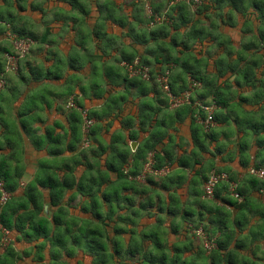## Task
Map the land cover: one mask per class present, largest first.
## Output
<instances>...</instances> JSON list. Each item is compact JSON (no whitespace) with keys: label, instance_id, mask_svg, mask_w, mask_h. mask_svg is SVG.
I'll return each mask as SVG.
<instances>
[{"label":"clouds","instance_id":"9594fccd","mask_svg":"<svg viewBox=\"0 0 264 264\" xmlns=\"http://www.w3.org/2000/svg\"><path fill=\"white\" fill-rule=\"evenodd\" d=\"M97 2L103 3L104 0ZM127 2V10L117 5L119 11L98 13L95 4L81 0L88 9L87 21L81 24H73L66 19L78 16V12H65L49 0H7L6 5L0 3V12L14 13L11 19L7 15L0 16V213L8 212L14 224L21 223L20 217H31L23 222L22 233H17L14 228L9 231L0 225V264H7L8 255L12 256L13 264H145L144 257L162 254L167 255V264H186L190 259L191 264H212L218 241H227L225 258L237 245H243L242 251L235 252L240 264L245 261L247 264H264V217L260 215L264 213V186L257 185L259 191H249L247 198L239 194L242 188L249 186L254 165L264 161V152L257 156V149L249 147L248 152L242 153L239 146L251 144V139L246 140L243 133L237 135L231 120L222 128L215 129L217 133H224L218 134L215 142L205 141L207 153L212 157L202 156L191 140L192 127L201 129V138L213 131L212 117L218 112L226 117L240 114L253 118V113L256 119L264 117V19H261L264 12L253 10V0H220L219 6L213 0ZM233 3L236 8H233ZM260 3L264 4V0ZM133 4L135 7H131ZM33 5L37 9L35 12L32 11ZM21 6L29 11L16 13ZM180 7L187 16L186 26H182L181 13L176 11ZM117 17L125 20L127 27L116 28L113 20ZM25 24L38 33L44 32L45 28L50 29L55 35L50 34L49 40L55 36L62 40L57 50L65 49L69 56H79L83 63L81 75L73 77L71 72L65 73L64 87L59 91L66 89L69 94L51 101V115H45L44 104L41 103V97L48 102L45 88L34 85L29 76V66L33 69L37 65L44 67L42 60L48 58L49 45L29 43V48L43 51L26 55L25 42L14 34V30L25 27ZM82 27L85 31L103 30L106 33L95 47L89 40L87 54L65 47L80 39ZM133 28L145 37L159 31L167 33V41L176 39L188 43L199 54L198 66L205 69L203 78L207 86L189 85L177 63L145 67L146 51L169 46L159 39L155 42L148 39L146 45L136 49L139 55L126 69L129 80L139 79L148 88L147 97L141 96L139 88L129 90L120 78L104 88L92 89L91 85L96 82L93 66L97 61L102 63L105 71L112 62L123 66L120 57L125 49L132 51L127 47L131 43L127 33ZM194 29H203L208 34L204 37L207 43L198 42L199 37L193 38ZM221 33L230 36L233 43L228 44L224 37L214 42L211 40V36ZM222 42L223 48L219 46ZM247 44L257 47L244 53L243 47ZM3 49L19 52V55L9 56ZM171 54L173 57L177 55L175 50ZM240 56H244L243 62ZM187 58L181 55L179 60ZM253 59L258 61L259 68L255 70L254 79H245L250 69L248 62ZM52 63L54 61L47 67L55 71ZM121 71H125L123 67ZM217 72L219 76L215 74ZM148 73H152L151 84L148 83ZM22 76L27 80L22 81ZM169 84H174L175 90L182 94L174 99L169 93ZM81 88L86 89L83 95ZM94 91H98L102 99L94 100ZM199 95L205 97L203 102L196 99ZM119 97H124L123 102ZM241 98H244L243 103ZM189 99L195 100V104H189ZM218 100L224 101L223 109L216 107ZM77 103L83 104L82 111L77 110ZM145 104L151 105L153 111L145 112ZM56 109H62L63 114ZM93 112L102 116L100 123L91 115ZM74 113L79 116L76 124L70 119ZM41 120H44L43 124ZM56 123L60 124L54 129L58 142L45 140L42 129ZM161 123L167 127L161 128ZM93 129L96 135H89ZM97 140L104 145L103 149ZM69 146L74 150L69 152ZM218 147L224 151L215 156ZM55 149L60 150L65 159L45 162L44 157ZM121 153L124 154L123 164L118 159ZM166 153L172 154L170 159L165 158ZM178 158H188L191 166L181 171ZM242 160H247L246 169L239 166ZM49 163L53 167H48ZM109 163L117 165L126 180L110 174L107 171ZM88 165H93L91 171H87ZM4 173L8 177L7 184L15 186L13 192L6 191ZM132 173L136 175L133 177ZM196 173L208 178L207 188L192 184L197 179ZM50 174H55L61 181L67 178L70 182V187L60 190V198L54 203L49 202V190L40 186V181ZM258 175L264 177V165ZM178 177L184 179L180 181ZM149 179L155 181L153 187L147 186ZM162 185L168 187L161 191ZM125 187L129 190L123 191ZM218 188L221 189L220 196H226L239 205L231 211L222 208L229 213L223 217L228 224L227 230L219 231L210 224L214 213L207 209H200L201 214L188 221L183 219L184 210L198 209L201 203L219 207L218 202H212V193ZM197 190L206 193L207 199L204 194L188 195ZM181 193L184 194L183 200ZM36 194H39L40 202L38 211L28 203L29 198L34 199ZM21 203L25 205L23 208L19 206ZM150 204L155 207L141 211V206ZM85 206L91 209L87 213L88 219L96 212L103 216V239L107 251L87 244L84 239L82 229L85 225L80 209ZM161 207L177 209L175 218L167 213L161 215ZM13 209L16 210L14 216ZM57 216L64 223L54 224L53 219ZM77 216L81 217L80 221L75 220ZM149 216L151 221L146 219ZM69 219L73 222L68 223ZM245 219L247 223L243 228L233 226L234 221ZM41 220L46 221L49 229L46 240L33 232ZM157 220L162 223L157 225ZM173 226L179 229L176 236L169 231ZM65 229L69 230L67 236ZM118 229L124 231L118 235ZM24 233L30 234L31 239L25 240ZM153 233L163 240L149 239ZM58 236L64 237V244L59 247L53 244ZM74 239L79 243L74 244ZM157 243H163V248L158 250ZM134 249H139V254L131 257L129 253Z\"/></svg>","mask_w":264,"mask_h":264},{"label":"crops","instance_id":"0c3cea01","mask_svg":"<svg viewBox=\"0 0 264 264\" xmlns=\"http://www.w3.org/2000/svg\"><path fill=\"white\" fill-rule=\"evenodd\" d=\"M49 2H54L58 7L63 9L65 12H67V11L78 12V14H79L78 16L66 17V19L70 20L73 24H81L82 22L87 21L88 9L85 7V5L83 3H81V0H49ZM0 3H3L6 5L7 0H0ZM88 3L95 4L96 5V11L98 13H102L104 11H108V12L119 11V7L117 5H122L123 8L126 10L129 8V4H128L127 0H104L103 3H98L97 0H88ZM213 3H216V0H213ZM131 7H135V5L133 4V5H131ZM236 7H237V5L235 3H233V8H236ZM261 7H263V8L261 9ZM252 8L257 13L264 12V4H262V3H260V5H258V6H256L254 3H252ZM36 10H37L36 6L33 5L32 11L35 12ZM28 11H29V9L25 8L23 6L16 9V13H19V14H24V13H27ZM176 11L181 13L180 20L182 22V26H186L188 24V20H187V16L184 14L185 10L183 8L182 9L177 8ZM3 15H7L9 17V19H11L13 17L14 13L13 12H6V13L0 12V16H3ZM30 19H31V17H30ZM205 19H207V18H205ZM261 19H264V15H261ZM33 23H36V22L33 21ZM113 24L118 29H122V28L127 27L126 21L120 19L119 17H117L116 19L113 20ZM40 27H44V26L40 25ZM97 27H100V26L98 25ZM72 31H75V29H72ZM14 32H15L14 34L16 36L18 34H21L24 36H28L27 38H29V37L32 38L34 40L33 44H47V45H49L50 51L48 52V58H45L42 60V64L44 65V67L37 65L35 67V69H33L31 66H29V76L31 77L34 85H37V86L43 85V87L45 88V90L47 92L48 102H45V99L43 97H41V103L44 104L45 115L46 116L51 115V111H50L51 101H54L57 98H63L69 94L66 89L64 91H59V89H62L64 87L62 84V81H64V79H65V73L71 72L73 77L81 75L82 74L81 69L83 68V63L81 62V59L79 56H76V55L69 56L65 49L57 50V46L62 42V40L59 36H55L54 39L49 40L48 36L50 34L51 35H55V34L52 33V31L48 28H45L44 32L38 33V32L33 31L30 27H28L27 24H25V27H22L20 29H16V30H14ZM155 32H156L155 35H151V33H149L148 36L145 37L143 33H137L134 28L131 29L127 33V35L129 37H131V43L127 47L131 48L132 51L129 52L125 49L122 52L120 59L122 61L123 60L129 61V60L136 59L137 56L139 55V53L136 51V49L138 47H143L144 45H146L148 42V39H151L153 42H155L156 40L159 39V40L167 43L169 45L168 48H170L171 51L172 50L176 51V53H177L176 57L179 58L181 55L188 57L187 59H185L183 61L187 62L188 65L190 64L193 67L192 69H193L194 73L196 75H198V77H201L202 85L207 86V81L204 80V78H203V72L205 71V69L198 66V65H200L199 54L196 53L194 51V49L188 43L186 45L189 47V49H186L182 44L185 41L176 40V39H173L171 41H167L166 40L167 35L165 33H162L159 31H155ZM105 34L106 33L103 30H101V31H92V30L85 31L84 28L82 27L80 30V39L78 41L77 40L71 41L70 44L66 45L65 47H66V49L67 48H76V49H79L80 51L84 52L85 54H87V52H88L87 44H88L89 40H91L93 47H95L96 42L98 40H100L103 36H105ZM207 35L208 34L206 32H204L203 29H194V31L192 33L193 38L199 37L198 42H202V43H207V41L204 40V37ZM221 37H224L228 44L233 43L231 37L227 36L226 33H221L219 36H211L210 38L214 42L216 40H221ZM141 41H144V43H142ZM219 46L223 48L224 43L222 42ZM256 47L257 46L255 44H247V45H244L243 51H244V53H248L250 50L255 49ZM168 48L167 47H161L157 51H152V50L146 51L145 56H147V59L150 61V63H151L150 66L153 64H157V65L162 64L160 62L157 63L155 60L162 58L161 55H163V54L167 57L168 54L165 50H167ZM34 51H43V49H35V50L32 49L29 55H33ZM61 53H63V56H61ZM231 54L232 53L230 52L229 55H231ZM36 58L40 59V57H36ZM239 59L243 62L244 56H240ZM51 61H54V63H52V68L55 69V71L49 70L47 67ZM248 63L250 64V69H249V72H247V73H249L250 77H252L254 79L255 78V70H257L259 68V63L256 59H253V60L249 61ZM171 64H173V63H171ZM57 66H59V67H57ZM0 67L2 68V65H0ZM122 67L125 70L124 72L121 71ZM215 74L217 76L220 75L219 72H217ZM93 75L96 78V82L91 85V88L94 90L104 88L109 84V82L113 81L116 78H120V79H123L124 82L128 85L129 90H135V89L139 88V89H141V92H140L141 96L147 97V95H148V88L143 83L138 82L139 85L132 86V87L130 86L131 83L129 82V79L127 78L125 67L122 66L121 64L117 63V62H112L110 64L108 70L105 71L103 69L102 63L97 61V63L93 66ZM187 78L189 79V76H187ZM245 79H247L246 75H245ZM21 80L26 81L27 78L22 76ZM152 87H153V89H155V86H152ZM85 91H86V89H84V88L80 89V92L82 95L84 94ZM220 95H224V93H221ZM93 99L94 100L102 99V97L100 96L98 91L93 92ZM119 99L121 102H123L124 97H119ZM196 99L203 102L205 100V97L203 95H199V96H197ZM243 100H244V98H241L242 103H243ZM191 101H193L194 104L196 102L195 100H192V99H191ZM219 101H220V104H217V102L219 103ZM217 102H216V107L218 109H223V107H225L224 101L218 100ZM76 107H77L78 111H82L83 104L77 103ZM143 110L145 112H150V111H153V108L151 105L145 104V105H143ZM56 111L58 113H60L61 115L63 114L62 109H56ZM92 114H93V117H95V118H96L95 114L100 115L99 113H96V112H93ZM216 115H218L219 120L218 121L216 120L215 126L213 127V131L210 134H207V133L204 134L203 138H201V136H200V132H201L200 128H197V127L191 128V140L193 142H194V135H196V137L200 141L201 140L204 142L207 141L208 143L215 142V137L218 134H224L223 131H221L220 133H217V131L215 129L222 128L223 125L227 124L228 121L231 120L232 125H233V130L236 132L237 135L243 133L244 138L246 140L249 138L251 139V144L244 143V144H241L239 146L240 151L242 153L248 152L249 147H255L257 149V152H256L257 156H259L262 152H264V117H262L261 119H256V118H254L255 113H253V118H249L247 115H240V114H235L234 116H227L226 117L222 114V112H218ZM177 118H179L178 113H177ZM96 121H97V123H100L102 120H98L96 118ZM40 123L43 124L44 120H41ZM194 124H195V121L193 120V125ZM160 126H161V128L167 127V125H165L164 123H161ZM59 127H60V124L56 123L54 125H50L46 129H42L43 138L45 140L58 142V139H57V136L55 134L54 129L59 128ZM89 135H96L95 130L93 129L89 133ZM96 143L100 147H101V145L104 146L103 144H100V140H97ZM68 151L71 152L69 149H68ZM223 151H224V149L218 147L215 150V156H220ZM54 152H58L59 154L53 155ZM200 154L202 156L212 157V154L207 153V151H202ZM171 156H172L171 153L165 154L166 159H170ZM61 159H65V158L63 157L62 152H60V150H58V149L53 150L52 152H50L48 154V156L44 157L45 162L61 160ZM67 159H71V157H68ZM181 163H188V165L182 166ZM178 164H179V169L181 171H186L187 168L191 166L188 158H178ZM221 164H223V161H221ZM262 165H264V161H261V162L255 164L254 168H261ZM239 166L241 168L246 169L248 167V163L243 165L242 162L240 161ZM48 167H53V164L49 163ZM229 167L231 168V165H229ZM112 173H114L118 176V174L116 172H110V174H112ZM51 175L58 178L55 174H51ZM195 175H196L197 179H194L192 181V184L195 186L198 183L202 188H204L205 181L208 178L200 176L199 173H196ZM47 178H48V175H46L41 182H44L47 184L48 183ZM177 179L182 181L184 179V177H178ZM146 184L148 187H153L155 185V181L149 179L146 182ZM40 186L42 188H46L49 190V202L51 203V194H50L51 189H50V187L47 185L43 186V184H40ZM167 187H168V185H162L161 191H163ZM128 190L129 189L127 187H125L123 189V191H128ZM220 191H221V189L218 190V195L215 196L214 198H212L213 204H216L218 202L219 207L227 208V209H229V211H231L232 209H235L233 206H231L230 204L223 201V198H226V196H220V194H219ZM255 193H257V192H255ZM202 194H204V193L200 190L191 191L188 193V195H191V196H200ZM13 198H15V197H13ZM183 199H184V194L181 193V200H183ZM206 199H207V197H206ZM203 206H205V207H203ZM153 207H155V206L151 205V204L147 205V206H141V211H144L145 208H147V210L150 211ZM200 209H207L209 212L213 213V207L209 206L208 204L205 205L203 203L202 206H201V204L199 205L198 209L190 208V209L184 210L183 219L186 215H188V216H186L187 219L185 221H188L192 217L200 215L201 214ZM171 210H175V215H176L177 209H166L163 207H161L159 209L161 215H164L165 213H167V215L169 217L174 219L175 215H171ZM80 212L83 214V221H89V219L87 217V213H84L82 208L80 209ZM146 219L148 221H151L152 217L149 216V217H146ZM71 220L72 219H69V221H71ZM75 220L80 221L81 217L77 216V217H75ZM53 223H54V219H53ZM161 223H162V221H160V220L156 221L157 225H160ZM172 228L178 229L176 226H173ZM172 228L169 230L171 235H173V236L178 235L179 232H177V233L172 232ZM16 232L21 233L17 230H16ZM153 234H155V233H153ZM24 239L27 240L25 237H24Z\"/></svg>","mask_w":264,"mask_h":264},{"label":"trees","instance_id":"16d2710c","mask_svg":"<svg viewBox=\"0 0 264 264\" xmlns=\"http://www.w3.org/2000/svg\"><path fill=\"white\" fill-rule=\"evenodd\" d=\"M219 1L220 0H216V3L217 5L219 6ZM253 3L258 6L260 5V0H253ZM183 7H180L178 9H182ZM263 7H261L262 9ZM205 9H201V11H204ZM155 11V10H154ZM15 33V32H14ZM155 31L154 32H151V35H155ZM167 35V33H165ZM18 38H27L28 36H24V35H21V34H18L17 35ZM30 38V37H29ZM33 43H34V40L32 38H30ZM142 43H144V41H141ZM173 43V42H172ZM183 46L186 48V49H189V47L186 45L187 43L186 42H183L182 43ZM168 48V47H167ZM32 48H30L29 52L27 55L30 54ZM168 50V51H167ZM167 50H165L168 54V56L166 57L164 54L161 55L162 58L158 59V60H155L157 63L160 62L162 64H171V63H177L180 65L181 67V71L182 73L184 74L185 77L189 76V78H193L199 82H202L201 80V77H198V75H196L193 71V67L187 62H184V61H180L178 57H172L171 55V50L170 48H168ZM4 53H7L9 52L8 49H3ZM9 53H12V52H9ZM133 60H129V61H126V60H123V66L125 67V69H127V65H131ZM150 61L148 59H145L144 60V66L145 67H149L150 66ZM0 69H2L0 67ZM249 72V71H248ZM246 77H250L249 73H246ZM151 80H152V73H149V81L148 83L151 84ZM129 82L131 83V87L132 86H137L139 85L138 82L142 83L139 79H132V80H129ZM188 84H189V79H188ZM202 85V83H201ZM155 86V85H153ZM169 87H170V92L172 95L174 96H179L181 93H178L176 90H175V85L174 84H169ZM187 90V89H185ZM191 104H194L193 101H191ZM217 104H220V101L219 103L217 102ZM222 104V103H221ZM93 116V114H91ZM96 118L98 120H102V116L100 115H97L95 114ZM214 117V121L216 122V120L218 121L219 120V117L218 115H215L213 116ZM204 119V117H202ZM71 121L73 124H76L78 121H79V116H77L75 113L70 117ZM194 142H195V147L197 148V150L199 151V153H201L202 151H207V145L204 141H200L198 140V138L196 137V135H194ZM104 146L101 145V149H103ZM69 150L70 151H73L74 150V147L73 146H69ZM59 153L58 152H54L53 155H58ZM123 156L124 154L121 153L120 156L118 157V159L120 160V163L123 164L124 163V159H123ZM193 156H195V153H193ZM243 165L247 164V160H242L241 161ZM182 166H187L188 163H181ZM65 167H68V165H65ZM93 168V165H88L87 166V171H91ZM107 171L110 173V172H116L118 174V177H120L121 179H125V177H123V173L120 171V168L115 165V164H111L109 163L107 165ZM133 177L136 175V173H132L131 174ZM4 176V179H5V182H6V190L10 193V192H13L14 191V188L15 186L14 185H11V184H7V174L4 173L3 174ZM48 183H44V182H41L40 181V184H43V186L47 185L50 187L51 189V203H54L55 201H57L59 198H60V190L62 188H68L70 187V182L67 178H65L64 181H61L60 179L56 178L55 176H52L51 174L48 175ZM208 181V179H206L205 181V184L206 182ZM257 185L259 186H264V181L252 176V178L249 179V186L247 188H242L239 192L240 195L242 196H245L246 197V194L251 191L253 193L255 192H258L259 191V188L257 187ZM83 188V186H81ZM31 191H35L34 189H30ZM218 190L219 188L217 189V191L214 193V197L218 195ZM205 195V193H204ZM206 197V196H205ZM213 197V198H214ZM102 201L103 202H107L106 200H104V198H102ZM223 201H225L226 203L230 204L231 206H233L234 208H237L239 207V205L236 203V201L226 197V198H223ZM259 202V201H257ZM28 203L32 205L33 207V210L34 211H38L39 208H40V202H39V194H36L35 195V198H29L28 200ZM205 205H207L206 203H204ZM203 205V203H201V206ZM21 208H23L25 205L23 203H21L19 205ZM205 207V206H203ZM82 210L84 211V213H88L91 209L89 206H85L82 208ZM15 209L12 210V215L14 216L15 215ZM178 211V210H177ZM213 217L212 219L210 220V224H212L213 226H215L219 231H224V230H227V227H228V224H227V221L225 219H223V217H227L228 216V212H224L222 211V207H213ZM171 215H175V210H171ZM192 215V214H191ZM260 215L262 217H264V213H260ZM188 216V215H186ZM186 216L184 217V220H186ZM195 216V215H194ZM28 219H31V217H20V220H21V223L19 224H14L12 222V219L11 217L9 216L8 212H3L1 213V223L3 225L4 228L8 229L9 231H11L13 228L19 232H23V222L28 220ZM102 220H103V216L101 213L99 212H96L93 214L92 216V219L89 221H83V224L85 225V227L82 229L84 232H85V236H84V239L87 241V244H91V245H95V246H98L99 248H104L106 251H107V247H106V244H105V241L103 239L104 237V231H103V224H102ZM68 223H72L73 220L71 221H67ZM60 223H64V221L61 219V217L57 216L54 218V224H60ZM247 223V220H237V221H234L233 222V226L236 227L237 229H240V228H243L244 225ZM88 225H92L91 228L88 227ZM124 231V229H118L117 230V234L119 235L120 233H122ZM33 232L37 235V236H40V237H43L45 240L47 239V236H48V233H49V229L47 227V223L46 221L44 220H41L39 224H37L34 229H33ZM68 232L69 230L68 229H65V236L68 235ZM172 232H179V229H176V228H172ZM24 237L27 239V240H30L31 239V235L28 234V233H24ZM149 239H154V240H163V237H157L156 234H153L152 236H149L148 237ZM73 243L74 244H77L79 243L78 240H73ZM53 244L55 246H62L64 244V237L63 236H58L56 240L53 241ZM86 244V246H87ZM157 249H161L163 248V243H157ZM226 248H227V241H218L217 242V245H216V249H215V252L213 254V261H212V264H240V261L237 259L236 255H235V252H240L242 251L243 249V245H237L234 249L233 252H230L228 253L227 257L225 258L224 257V252L226 251ZM178 251H180V249H178ZM139 254V249H134L132 250L129 255L131 257H134L136 255ZM219 254V255H217ZM144 261H145V264H167V261H168V257L167 255H159V256H149V257H144ZM7 264H13V259H12V256L11 255H8L7 256ZM186 264H191V259L186 262ZM244 264H247V262L245 261Z\"/></svg>","mask_w":264,"mask_h":264},{"label":"built area","instance_id":"2783aa9c","mask_svg":"<svg viewBox=\"0 0 264 264\" xmlns=\"http://www.w3.org/2000/svg\"><path fill=\"white\" fill-rule=\"evenodd\" d=\"M17 39L18 40H20V41H22V42H25L24 43V47H25V49H26V55L28 54V52H29V50H30V48L28 47V44L29 43H31V44H33V41L30 39V38H18L17 37ZM5 54H7V55H9V56H13V55H19V52H16V53H9V52H7V53H5ZM128 66H130V65H127V67ZM148 76H149V73H148ZM191 83H197V84H201V82H199V81H197V80H195V79H193V78H189V85L191 84ZM168 88H169V93L171 94V92H170V87L168 86ZM182 94V93H181ZM180 94V95H181ZM171 96L175 99V98H177L178 96H174V95H172L171 94ZM188 103L189 104H191V99H189V101H188ZM211 123H212V126L214 127L215 126V121H214V117H212V121H211ZM261 171V168H254L253 169V173H252V176H254V177H256V178H258V179H260V180H262V181H264V177H259V172ZM207 184H208V181L206 182V184H205V186H204V188H207ZM7 191V190H6ZM8 192V191H7ZM214 193L215 192H213L212 193V198L214 197ZM205 196L207 197V194L205 193ZM0 225H2V223H1V213H0Z\"/></svg>","mask_w":264,"mask_h":264}]
</instances>
